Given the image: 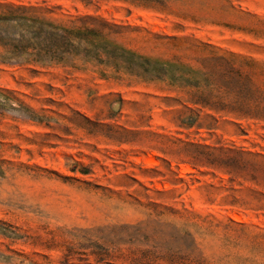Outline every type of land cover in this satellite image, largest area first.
Here are the masks:
<instances>
[{
    "label": "rangeland",
    "instance_id": "1",
    "mask_svg": "<svg viewBox=\"0 0 264 264\" xmlns=\"http://www.w3.org/2000/svg\"><path fill=\"white\" fill-rule=\"evenodd\" d=\"M141 2L0 0L103 35L62 62L0 46V264H264V173L229 182L191 158L264 163V120L166 77L202 80L222 56L264 93V0Z\"/></svg>",
    "mask_w": 264,
    "mask_h": 264
},
{
    "label": "trees",
    "instance_id": "2",
    "mask_svg": "<svg viewBox=\"0 0 264 264\" xmlns=\"http://www.w3.org/2000/svg\"><path fill=\"white\" fill-rule=\"evenodd\" d=\"M145 3L162 4L161 0H141ZM12 27L14 30L20 28L21 32L17 36L3 38L0 36V46L5 48L9 57H19L22 55L32 56V60L38 63L43 62H62L68 55L75 53L76 48L83 43L85 46H95L96 38L103 35L98 29L74 24L67 25L57 19L47 17L34 6L0 4V33L2 26ZM106 44L107 41H104ZM103 47V46H102ZM118 48V47H117ZM87 48H84L85 51ZM108 53L106 48H101ZM87 51V50H86ZM233 56V55H232ZM211 60V59H209ZM222 66L220 70H211L206 72V77L202 80L196 78V75H203L199 71L188 69L193 74L189 78H184L183 72L180 77L173 75L166 76L171 83L181 79L184 86L195 88L189 92L187 102L200 106L202 109L211 110L217 114L232 115L238 119L264 120V93L253 89L251 75L244 74L233 64V59H225L222 56L213 59ZM149 59H143V65H149ZM161 65V63H160ZM162 65L172 67L174 64L163 63ZM154 77L160 78L159 68H151ZM161 71H164L161 68ZM195 121L191 116L182 120L185 124H193ZM191 158L194 165L201 163L219 169L230 176L229 182L235 180L238 175L249 169V181L257 183L259 172L264 173V163L243 161L237 156H229L225 153L214 154L207 151H201L192 154ZM246 179V178H244ZM242 185V184H241ZM228 190H235L229 188ZM257 203L252 207L254 210L264 211V203L261 196H254ZM231 203H238L233 199ZM251 202H243L240 205H249ZM263 238L264 233L255 235ZM134 261V260H133Z\"/></svg>",
    "mask_w": 264,
    "mask_h": 264
}]
</instances>
